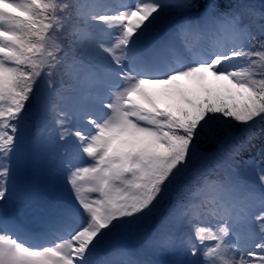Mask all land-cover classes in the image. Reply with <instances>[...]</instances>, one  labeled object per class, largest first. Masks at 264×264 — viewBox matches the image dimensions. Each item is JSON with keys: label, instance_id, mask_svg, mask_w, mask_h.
Segmentation results:
<instances>
[{"label": "snow or ice", "instance_id": "obj_1", "mask_svg": "<svg viewBox=\"0 0 264 264\" xmlns=\"http://www.w3.org/2000/svg\"><path fill=\"white\" fill-rule=\"evenodd\" d=\"M258 127L264 4L0 0V264H264Z\"/></svg>", "mask_w": 264, "mask_h": 264}, {"label": "trees", "instance_id": "obj_2", "mask_svg": "<svg viewBox=\"0 0 264 264\" xmlns=\"http://www.w3.org/2000/svg\"><path fill=\"white\" fill-rule=\"evenodd\" d=\"M255 1H258L261 4H264V0H252L253 3H255ZM74 2H79V0H74ZM228 2H229V0H224L225 5ZM239 127H240L239 125H236L235 129H238ZM262 141H264V133H261L260 127H258V129H257V139L255 141H253L255 147H253L249 151H246L245 153H243L242 154L243 155V159L247 160L250 157H255L257 152L259 151L260 147L262 146Z\"/></svg>", "mask_w": 264, "mask_h": 264}, {"label": "rangeland", "instance_id": "obj_3", "mask_svg": "<svg viewBox=\"0 0 264 264\" xmlns=\"http://www.w3.org/2000/svg\"><path fill=\"white\" fill-rule=\"evenodd\" d=\"M105 2H107V3H109V4H113V5H114V2H113V1H111V0H105ZM85 87H86V85H85ZM85 162H87V158H85ZM256 184H257V185H259V180H258V178L256 179Z\"/></svg>", "mask_w": 264, "mask_h": 264}]
</instances>
